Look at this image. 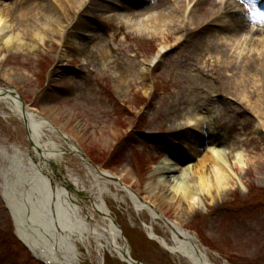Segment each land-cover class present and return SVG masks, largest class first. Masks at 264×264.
Segmentation results:
<instances>
[{
  "label": "rangeland",
  "instance_id": "obj_1",
  "mask_svg": "<svg viewBox=\"0 0 264 264\" xmlns=\"http://www.w3.org/2000/svg\"><path fill=\"white\" fill-rule=\"evenodd\" d=\"M11 2L0 0V9H7ZM48 2L54 5L57 20H63L66 7L57 5V0ZM90 8H82L80 14L77 10L79 19L85 20L81 33L72 29L76 20L67 26L66 37L55 41L59 26L54 22L44 29L46 42L35 50L10 51L9 45L0 42V88L18 93L26 107L56 131L45 139L63 152L57 164L62 171L49 165L58 179L55 185L61 186V178L67 176L78 180L75 196L83 204L82 215L87 221L88 216L95 215L91 223L95 227L102 226V217L95 213L92 201L99 200L102 190L130 255L138 263L189 264L148 234L147 227L153 224L156 234L170 241L166 223H174L198 238L214 264H264V83L242 82L243 89H239L237 84L243 79L232 80L220 56L209 48L197 52L202 39L198 34L179 38L165 30L164 35L153 37L139 32V19L131 21L119 10L97 8L96 2ZM87 10L90 14L83 17ZM167 11L171 5H164L155 14ZM261 24L248 22L237 39L258 42L261 38L255 33L262 31ZM90 31H98L103 40L90 36ZM68 40L76 47L83 40L99 45L102 52L112 50L115 62L140 66L147 77L129 76L126 85L118 84L108 62L85 65L81 52L66 49ZM214 41L226 42L220 37ZM192 63H200L210 74H187ZM189 77L194 81L181 85ZM220 86L227 90L223 92ZM256 91L261 93L258 104L257 96L250 100ZM207 95L216 103L200 104ZM199 111L206 113L210 134L219 140L220 145L213 149L225 151L227 162L234 167L238 164V168L229 169L232 177L221 193L213 190L210 196L198 191L199 207L192 211L187 200L173 190L172 178L195 167L207 152L213 154L211 147L199 146L201 138L185 124ZM67 140L73 141L75 151ZM34 146L24 122L0 103V264H43L18 239L11 200L5 196L13 191L17 198L23 194V174L18 169L22 166L27 174H34L28 161L38 157ZM16 152L18 159H14ZM238 155H242L240 163ZM167 165L174 166L175 171L159 172ZM90 169L107 172L118 182L102 181L98 189ZM189 183L196 187L195 179ZM84 187L87 195L80 192ZM121 187L128 188L163 218L154 221L147 211L136 212ZM89 235L85 242L77 239L74 264H128L104 248L106 243L99 236Z\"/></svg>",
  "mask_w": 264,
  "mask_h": 264
},
{
  "label": "bare ground",
  "instance_id": "obj_2",
  "mask_svg": "<svg viewBox=\"0 0 264 264\" xmlns=\"http://www.w3.org/2000/svg\"><path fill=\"white\" fill-rule=\"evenodd\" d=\"M94 2H96L97 8L109 12L118 10L123 12L124 16L131 21L139 19L138 25L142 24L139 32L142 34L148 33V35L158 37L164 35L165 30H167L166 34L172 31L173 36L179 38L198 34L202 39L198 43L197 52L209 48L215 55L220 56L224 70L231 74L229 77L235 81L239 78L243 79L240 80V84H237L239 89H243L242 82L264 83V0L257 3L253 0H124L123 2L106 0L105 4H97L99 1L95 0H57V5L66 7L67 15L63 16V20H57L54 5H48L50 4L48 0H13L7 4V9H0V42L3 41L9 45L10 51L35 50L40 44L46 42L44 29L51 27V23L54 22H57L59 26L53 36L55 41L66 37L67 26L70 27L76 20L78 21L77 26L74 24L72 29L80 32V28L85 25V20L79 19L78 14L82 8L87 6L91 9L90 7ZM247 4H251V7H246ZM164 5H171V11L155 14V11L161 10ZM236 5L238 6L237 11H234ZM88 11L83 17L90 14ZM92 11L94 10H90V12ZM151 11H154L153 14L145 15ZM255 19L262 23V31L255 33V35L260 36L261 40L255 42L244 38L237 39L242 29L247 28L246 24ZM97 32L90 31L89 35L103 40V35ZM250 34L252 35V33ZM173 36L170 38L174 39ZM215 37H220L226 42L216 43ZM227 37L230 38V43ZM68 38H70V33ZM69 41L66 43V49L69 52H81L85 65L99 66L103 62H108V70L115 74L113 79L118 84L126 85L129 76L131 78L147 77V72L143 71L140 66L115 62L117 57L111 49V51L102 52L99 45H89L88 42L81 40L78 44L80 47H76L68 44ZM185 63L188 64V61ZM187 67V74L196 73L204 76L211 72L203 68L200 63H192ZM191 81L193 82L194 79L189 77V79L181 81V85L186 86ZM139 85L148 86L146 83V86L141 83ZM219 89L223 92L227 90L226 87L221 86ZM8 91L10 90L0 88V103L6 106L10 113L20 121H27L26 129L29 142L35 145L34 150L38 155L37 159L32 160L30 158L28 160L31 171L34 172L33 175L27 174L22 166L18 169L23 174L21 177L23 180L20 181L24 183L23 194L21 193L20 197L17 198L14 191L13 194L5 193V196L11 200L9 207L15 216L18 238L33 251L37 258L50 264H74V260L77 258L76 251H78V241L75 240V237L80 242H85L86 235L89 233V236L95 235L103 239L106 243H102V245L105 244L103 247L109 248L120 259L127 258L128 247L124 245L116 225V219L103 198V191H100L101 195L98 201H92L95 213L102 217V226L99 223L100 227L91 226L95 215L88 216L87 221L82 215L83 204L80 198L75 196L79 192L78 180L67 176L61 178V186L54 183L58 179L49 169V165H53L55 170L62 171L57 167V164L63 158V152L58 151L57 145L48 143L45 139L49 137V133L55 134V129L28 108L24 114L19 98L13 96V92ZM256 96L258 100L255 104H258L261 102L259 99L260 91L252 93L250 100H255ZM206 102L215 104L216 100L207 95L206 100L200 104L205 105ZM208 118L210 120V117ZM188 119L189 122L185 124L192 126L191 131L202 140L199 142V146L201 148L211 147L212 149L209 150L213 153L208 155L207 152L195 167H190L191 169L182 171L177 178H172L173 190L175 189V192L180 193L179 195L187 200L189 209L194 211L199 207L198 191L208 192L210 196L213 190L221 193L232 177L229 169L234 171L238 168V164H235L237 168L230 165L225 157V151L213 149L220 144L219 140L210 134L212 127L207 123L206 113L199 111L193 119L190 117ZM180 126L185 125L180 124ZM67 142L72 147L71 150L75 151L76 147L73 141L67 140ZM17 155L16 152L14 159H18ZM239 158L241 162L242 155L237 156L238 163H240ZM21 160L22 158L19 161ZM173 171H175V167L167 165L161 168L159 172L169 173ZM90 172L97 182L98 189L101 188L102 181H107V183L118 182V179L116 181L107 172L97 169H90ZM208 174L212 175L211 179L207 178ZM192 178L195 179L196 187L189 183L190 180H193ZM163 181L169 182L166 178ZM84 190L85 187L80 191L81 194L87 195L88 192ZM121 191L126 192L131 198L136 212L147 211L154 221L162 219L156 210L149 204L143 203L137 196L132 195L128 188L121 187ZM47 222L49 229L53 231L49 233H55L53 237L44 235L43 232L45 231L41 230L45 227L43 224ZM166 227L171 233L170 241L157 235L153 224L147 227V231L149 236L170 254L179 256L189 264H214L208 255V250L195 235L174 223H166ZM55 237L58 238L57 243L62 249L61 257L52 249L55 248ZM42 241H46V246H40L39 243Z\"/></svg>",
  "mask_w": 264,
  "mask_h": 264
},
{
  "label": "water",
  "instance_id": "obj_3",
  "mask_svg": "<svg viewBox=\"0 0 264 264\" xmlns=\"http://www.w3.org/2000/svg\"><path fill=\"white\" fill-rule=\"evenodd\" d=\"M27 124H28V123H27V121H26V126H27Z\"/></svg>",
  "mask_w": 264,
  "mask_h": 264
}]
</instances>
